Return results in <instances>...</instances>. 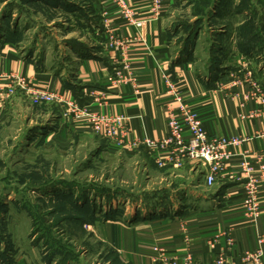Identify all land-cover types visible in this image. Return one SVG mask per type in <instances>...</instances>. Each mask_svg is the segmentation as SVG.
Returning a JSON list of instances; mask_svg holds the SVG:
<instances>
[{"label":"rangeland","instance_id":"374dc122","mask_svg":"<svg viewBox=\"0 0 264 264\" xmlns=\"http://www.w3.org/2000/svg\"><path fill=\"white\" fill-rule=\"evenodd\" d=\"M92 8L90 0H0V44L13 43L40 60L47 54L62 58L64 40L90 51L78 37L97 39ZM169 16L175 53L192 57L198 68L238 69L225 49L236 39L251 50L248 55L264 61V0H173ZM99 24L103 30V20ZM16 93L0 99L2 264H16L21 256L28 264H47L50 258V264H126L95 236V222H130L188 206L192 194L186 186L202 177L200 163L187 166H195L197 175L181 173L184 165L160 168L147 151H126L90 129L54 137L44 115L48 103L26 100L19 108ZM217 187L200 189L220 201Z\"/></svg>","mask_w":264,"mask_h":264},{"label":"crops","instance_id":"0c3cea01","mask_svg":"<svg viewBox=\"0 0 264 264\" xmlns=\"http://www.w3.org/2000/svg\"><path fill=\"white\" fill-rule=\"evenodd\" d=\"M163 1L161 14L142 29L144 41L136 38L137 28L124 21L113 0H90L92 10L97 14V34L94 33L97 39L89 40L84 34L78 37L79 41L91 47L90 51L75 50L64 40L59 41L62 58L47 54L40 60L36 53L26 55L13 43L0 44V76L5 77L1 83L7 82L8 76L23 75L32 85L65 92L68 97L81 100L83 105L102 113L123 114L127 117L128 140L162 137L167 133L169 112L181 103L188 104L199 112L209 134L245 138L240 145L231 147L234 156L229 161L228 172L247 160L254 165L255 173H259L264 165L263 104L258 96L250 97L244 107L241 103L244 95L256 93L257 85L262 87L259 94L264 93V61H256L244 53L236 39L225 49L238 69L234 67L218 72L198 68L192 57L185 58L175 53L169 39V12L173 0ZM126 2L139 14H149L150 0ZM104 11L112 17L107 24L103 19ZM99 20L104 22L103 30ZM110 29L126 41L125 55L105 47L106 32ZM125 62L129 64L125 70L127 79L114 81L116 69L122 68ZM243 63L248 64L247 68H243ZM247 70L251 74L248 75ZM171 84L176 91L170 90ZM13 98L19 108L25 105L24 101L31 102L22 89H18ZM45 105L44 115L51 119L48 124L50 135L64 138L71 132L88 129L68 122L61 105ZM48 105L57 112L50 111ZM0 108H4L3 103ZM39 115L40 112L32 113L31 117ZM120 148L129 152L147 151L143 145L134 149ZM188 164L193 163L185 164L186 168L184 165L181 173L195 175V166L187 170ZM200 172L202 177L196 176L199 181L186 186L192 195L185 209L176 210L173 214L157 211L148 217L136 216L130 222L123 218L95 222L92 225L95 236L109 242L126 264H160L155 261L158 254L154 249L156 246L162 247L170 260H183L191 254L194 264H214L218 252L235 257L245 249H255L257 236L264 231V179L258 183L260 213L251 220L243 212L248 184L245 176L237 180L225 175L217 177L213 186H218L216 191L223 187L222 195L217 193V197L222 196L218 201L201 191V186L208 185L205 168L202 167ZM215 238L217 244L213 248ZM16 264L28 263L21 256Z\"/></svg>","mask_w":264,"mask_h":264},{"label":"built area","instance_id":"2783aa9c","mask_svg":"<svg viewBox=\"0 0 264 264\" xmlns=\"http://www.w3.org/2000/svg\"><path fill=\"white\" fill-rule=\"evenodd\" d=\"M117 12L124 21L138 30L137 39L144 41L142 29L152 19L157 18L163 9V0H150L149 14L141 15L136 12L126 0H113ZM111 14L107 11L103 13L105 24L109 23ZM105 40V47L110 50H117L122 55L126 54L128 45L122 40L119 34L113 30H108ZM248 64L243 63V68ZM129 64L124 63L123 67L116 69L113 79L119 82L127 79ZM246 70V69H245ZM248 75L251 74L247 70ZM126 77V78H125ZM5 77L0 76V99H6L15 94L18 89H22L29 96L33 104L55 103L64 109L63 115L70 123H75L79 127L88 128L95 133L111 139L117 146L134 149L143 145L154 163L160 167L183 166L187 163H200L206 170L205 182L208 186L215 184L217 177L227 176L237 180L245 176L248 179L247 194L243 204L245 216L255 220L260 213V202L258 196L260 190L258 183L264 179V165L260 172L255 173V167L247 160H243L240 166L232 171L228 170L230 159L234 156L231 147L238 146L245 139L237 135H211L207 131L203 119L199 112L192 106L181 103L176 109L171 110L167 116V133L155 139L146 137L142 141L137 139L128 140L127 117L123 114L102 113L88 105H82L77 99L70 98L65 92L50 89L47 86H35L29 80L19 74L7 77V82L1 83ZM128 80H130L128 78ZM261 86V85H260ZM256 93L244 95L241 106L250 97L258 96V100L263 104L264 93L259 91L262 87L257 85ZM171 91H176L173 84L170 85ZM242 116H244L242 114ZM217 239L212 242L215 248ZM158 254L155 261L160 264H194L191 254H187L183 260L174 258L170 260L165 255L162 247L154 248ZM214 264H264V231L257 236V246L255 249H245L238 256L228 257L218 252L215 256Z\"/></svg>","mask_w":264,"mask_h":264},{"label":"trees","instance_id":"16d2710c","mask_svg":"<svg viewBox=\"0 0 264 264\" xmlns=\"http://www.w3.org/2000/svg\"><path fill=\"white\" fill-rule=\"evenodd\" d=\"M239 46H240V44H239ZM240 48H241V50H242L243 52H245V53H247V54L250 53V51H251L248 47L245 46V44H242V45L240 46ZM79 102L83 105V101L79 100ZM219 191L222 192V191H223V187H220ZM106 219H107V218H106ZM50 259H51V258H50ZM50 259H48V261H46L47 264H50V263H51V262H50Z\"/></svg>","mask_w":264,"mask_h":264}]
</instances>
